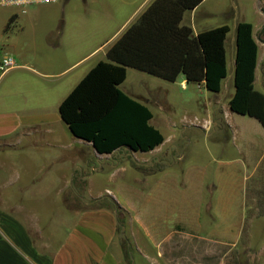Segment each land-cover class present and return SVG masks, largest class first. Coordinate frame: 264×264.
Returning <instances> with one entry per match:
<instances>
[{
	"label": "crops",
	"instance_id": "1",
	"mask_svg": "<svg viewBox=\"0 0 264 264\" xmlns=\"http://www.w3.org/2000/svg\"><path fill=\"white\" fill-rule=\"evenodd\" d=\"M152 1L84 0L82 9L75 6L77 3L71 4L66 28L49 29L40 37L35 34L31 40L29 58L33 67L20 65L15 59L19 55H11L18 51L15 38L3 46L0 56L11 55L17 66L0 75V264H135L128 246L131 241L140 240L135 250L141 264H264V171L262 185L250 192L249 204L242 202L238 211L230 203L215 206L214 217L222 218L225 226L222 237L212 236L210 228L207 233L200 232L198 207L184 213L176 198L169 210L166 205L156 208L149 203L144 217L138 219L133 202L120 196L135 190L133 187L118 185L100 190L92 178L96 172H108L111 176L114 170H126L127 160L133 170L143 171L145 179H149L145 199L159 202L166 188L150 184V178L164 173L168 146L173 147L165 137L150 151L122 146L101 154L90 142L73 136L67 125L72 137L65 135L58 113L60 103L98 62L107 60L109 47ZM204 3L202 0L183 14L181 25L190 27L193 35L220 26L210 27L206 20L210 6ZM34 6L40 5L29 6L24 12L17 7H5L9 9V19L18 27L21 15ZM236 24L228 26L227 73L220 91L210 99V110L203 123L206 128L222 123L224 127L236 126L224 117L225 112L229 116L232 113L228 103L234 93ZM249 24L257 45L253 87L264 94V12H257ZM133 71L165 82L152 89L123 91L147 106L151 113V106L162 111L169 109L170 97L178 88L189 96L191 89L205 91L203 86L187 82L183 75L170 82L130 67H126V78L119 88ZM152 119L153 113L150 123ZM25 155L30 159L39 157L40 163H24ZM60 162L56 171L55 164ZM50 188L55 189L54 194H63L67 213L64 211L58 224L57 240L54 229L46 233L43 224L39 226L20 216L24 201L33 199L34 194L45 195ZM210 217L209 213L208 226ZM231 220L247 223V232L239 236L240 242L238 236L227 237L234 228ZM170 223L172 228L167 226ZM138 232L141 237H137Z\"/></svg>",
	"mask_w": 264,
	"mask_h": 264
},
{
	"label": "rangeland",
	"instance_id": "2",
	"mask_svg": "<svg viewBox=\"0 0 264 264\" xmlns=\"http://www.w3.org/2000/svg\"><path fill=\"white\" fill-rule=\"evenodd\" d=\"M83 1L70 0L64 3L60 0L54 4L31 7L21 15L22 21L18 26L22 28L21 31H18V27L9 19V9L0 7V53L4 51L3 46L6 47V43L9 44L12 38H15L18 51L11 55L14 58L19 55L15 59L20 65L33 67L29 55L30 43L35 34L40 37L49 29L66 28L65 20L70 5L77 3L75 6L82 9ZM204 4L210 6V17L206 19L210 27L226 24L230 27L242 21L253 23L256 13L264 12V0H205ZM15 72L28 74L25 71ZM133 72V75L128 74L126 81L120 87L122 91L152 89L155 86L161 87L165 83L152 76ZM167 84L169 87V83ZM177 90L176 93L174 92L175 95L170 97L172 105L169 109L162 111L156 106L150 107L153 113L151 123L159 128L166 140L173 145L171 149L168 146L169 151L163 162L164 173L150 178V184L166 188L158 198L160 201L153 202L145 199L144 190L148 188L149 179H145L143 171L133 170L127 160L124 161L127 165L126 170H114L111 176L108 172H96L92 178H95L94 181L100 190L105 187L114 189L118 185L133 187L135 190L125 191L120 196L127 197L133 202L134 216L138 219L144 217L149 203L156 208L166 205L169 210L176 198L178 206L182 205L184 213L198 207L200 232L207 233L210 228L212 236L222 237L225 224L221 221L222 218L214 217V213L217 214L214 210L215 206L230 203L237 210L242 202L246 201L249 204L252 188L259 184L262 185L264 127L257 119L233 112L229 116L225 112V119L232 126H236L224 127L222 123V126L206 128L203 123L210 110V99L218 93L191 89L192 96H189L179 88ZM62 124L65 135L72 137L66 124L63 122ZM60 132H62L61 129ZM140 156L144 155L140 154ZM23 158L24 163L28 165H35L40 160L37 156L35 159H30L26 155ZM61 164V162L55 164L54 169L58 171ZM54 190L50 188L47 194H34L33 199L24 201L25 206L20 216L27 221L30 219L34 223L37 222L39 226L43 224L46 233L54 229V238L57 240L58 224L65 210L62 201L63 194H54L56 192ZM209 213L211 215L210 226L207 225ZM237 217L235 219H238ZM231 222L234 228L227 237L238 236L237 242H240L239 236L243 237L247 232V223L244 220L242 223L237 220L234 223L232 220ZM172 225L170 223L167 226L172 228ZM136 235L137 237L142 236L140 232ZM131 242V246H128L131 259L132 261L134 259L135 264H141V257L135 250L136 244H141V240L137 243Z\"/></svg>",
	"mask_w": 264,
	"mask_h": 264
},
{
	"label": "trees",
	"instance_id": "3",
	"mask_svg": "<svg viewBox=\"0 0 264 264\" xmlns=\"http://www.w3.org/2000/svg\"><path fill=\"white\" fill-rule=\"evenodd\" d=\"M202 0H153L139 18L109 47L98 62L62 100L58 113L72 135L91 143L98 153L126 146L150 151L164 139L150 123L147 106L125 94L119 85L130 67L166 81L183 75L187 82L218 93L226 77L227 25L193 35L181 25L183 14ZM233 113L257 119L264 127V94L253 87L257 45L252 26L235 28Z\"/></svg>",
	"mask_w": 264,
	"mask_h": 264
},
{
	"label": "built area",
	"instance_id": "4",
	"mask_svg": "<svg viewBox=\"0 0 264 264\" xmlns=\"http://www.w3.org/2000/svg\"><path fill=\"white\" fill-rule=\"evenodd\" d=\"M60 0H0V6H13L24 12L29 6L48 5L56 3ZM17 66L16 60L11 55L0 56V75Z\"/></svg>",
	"mask_w": 264,
	"mask_h": 264
}]
</instances>
